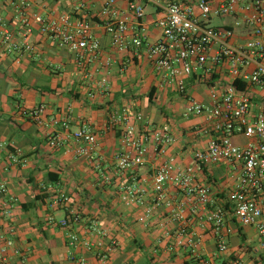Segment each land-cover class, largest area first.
Wrapping results in <instances>:
<instances>
[{
	"label": "crops",
	"instance_id": "crops-1",
	"mask_svg": "<svg viewBox=\"0 0 264 264\" xmlns=\"http://www.w3.org/2000/svg\"><path fill=\"white\" fill-rule=\"evenodd\" d=\"M21 1L0 0V183L8 187L6 194L0 193V251L6 239L14 242V248L6 252L8 263L78 264L70 258L75 254L98 264L95 254L75 250L69 244L71 233L100 239L90 231L98 225L118 244L107 264H195L198 257L212 264H264L256 227H237L228 241L230 250L219 253L206 212L195 210L186 194L172 184L167 186L161 205L147 216L154 204V176L159 167L153 148L139 167L119 170L118 157L131 148L123 142L122 128L108 123L115 112L126 108L140 112L152 129L169 132L175 142L168 152L182 168L195 165V153L207 147L212 124L204 116H184L187 99L162 86L145 48L118 52L112 46L104 28V0H24L31 4L25 12L33 35L28 48L10 52L2 43L3 35L9 32L13 42H22L23 25L16 10ZM182 1L192 6L198 0ZM221 1L216 0V5ZM142 3L146 8V40L155 43L162 36L157 26L160 12L147 0ZM116 11L119 18H131L125 0L117 3ZM62 14L90 20L101 43L100 55L85 69L74 52L43 34L35 20L36 15L50 19ZM215 20L223 23L213 25ZM237 21L238 16L230 15L215 18L210 25L234 28L235 41L243 43L250 28L238 27ZM216 68L213 81L228 79L225 66ZM198 79H187L188 97L209 106L208 86ZM261 93L257 89L258 105ZM40 106L46 108L45 122L64 120L68 129L63 121L48 127L39 125L28 114ZM83 126L97 136V144L79 154V144L70 134ZM49 134L64 138L63 147L50 148ZM245 140L236 138L235 142ZM18 149L26 165L11 159ZM237 175L233 166L220 164L204 168L196 182L209 185L219 204L226 202ZM134 186L138 194L130 200L127 191ZM61 193L70 197L69 207L54 205ZM73 212V220H79L63 227L60 223ZM179 212L182 218H177ZM228 223L237 226L231 216ZM190 241L195 242L196 251ZM16 249L21 254H16Z\"/></svg>",
	"mask_w": 264,
	"mask_h": 264
},
{
	"label": "built area",
	"instance_id": "built-area-1",
	"mask_svg": "<svg viewBox=\"0 0 264 264\" xmlns=\"http://www.w3.org/2000/svg\"><path fill=\"white\" fill-rule=\"evenodd\" d=\"M119 1L104 0L102 10L104 28L111 36L112 46L118 52L145 48L162 86L176 90L187 99L184 116H204L212 124L207 147L195 153V165L182 168L177 165L176 157L168 152L175 142L169 132L152 129L140 112L128 108L115 112L108 123L114 128H122L123 142L131 148V152L118 157L119 170L139 167L145 162L149 148H153L159 167L154 176V204L148 209L147 216L161 205L167 186L172 184L186 194L195 210L206 212V221L217 237L219 253L230 250L228 241L237 227H256L264 256V0H222L217 5L216 0H198L192 6L182 0H147L160 12L157 26L162 30V36L155 43L146 40V8L143 0H125L131 18L118 17L116 6ZM30 7L31 4L24 0L16 7L23 25L20 33L22 42H13L9 32L3 35L2 43L10 52L21 50L23 46L29 47L33 25L25 11ZM230 15L238 16V27L250 28L249 38L245 42L235 41L238 36L234 28L210 25L211 20ZM35 20L43 34L74 52L84 69L100 55L101 43L87 18L62 14L50 19L36 15ZM220 66L226 67L228 79L213 81L216 67ZM194 76L208 86L211 98L209 106L188 97L187 79ZM102 85L107 87V83ZM240 85L245 86L242 88ZM257 89L262 92L260 105L256 102ZM45 111V106H40L28 115L45 127L63 121L68 129L64 120L51 118L49 124L45 122ZM70 138L79 144V154L87 153L97 144V136L88 126L71 133ZM236 138H244L247 142L239 144L235 142ZM47 141L52 149H60L64 145V138L56 134H49ZM16 152L11 159L26 165L27 160L23 158L21 150ZM220 164L233 166L238 175L226 202L218 204L212 188L198 184L196 177L204 168ZM137 190L136 186L128 189L130 200L136 198ZM7 191V184L0 183V193L6 194ZM53 203L55 206L69 207L71 200L67 194L61 193ZM72 215L60 224L68 227L72 221L79 220L77 217L73 220ZM176 216L182 218L180 212ZM230 216L237 226L228 223ZM90 231L98 234L100 239L93 241L71 233L70 246L95 254L98 264H107L110 254L118 245L116 239L98 225L91 227ZM190 242L194 247L195 242ZM11 248H14V242L6 239L0 251V264H9L6 252ZM193 250L197 249L194 247ZM16 254H21L19 249H16ZM70 258L78 264H90L84 256L71 254ZM195 264L212 263L198 257ZM236 264L242 263L238 261Z\"/></svg>",
	"mask_w": 264,
	"mask_h": 264
},
{
	"label": "rangeland",
	"instance_id": "rangeland-1",
	"mask_svg": "<svg viewBox=\"0 0 264 264\" xmlns=\"http://www.w3.org/2000/svg\"><path fill=\"white\" fill-rule=\"evenodd\" d=\"M222 23H223L222 20H215L214 23H213V25H220V24H222ZM246 142H247V140H245L244 143H246Z\"/></svg>",
	"mask_w": 264,
	"mask_h": 264
},
{
	"label": "trees",
	"instance_id": "trees-1",
	"mask_svg": "<svg viewBox=\"0 0 264 264\" xmlns=\"http://www.w3.org/2000/svg\"><path fill=\"white\" fill-rule=\"evenodd\" d=\"M244 86H245V85H240V87H242V88H243ZM239 231H240V235H242V229H241V228L239 229ZM224 264H229V263L225 262Z\"/></svg>",
	"mask_w": 264,
	"mask_h": 264
}]
</instances>
